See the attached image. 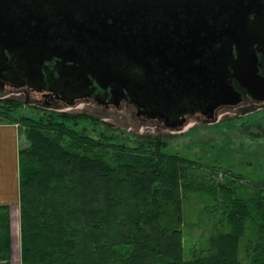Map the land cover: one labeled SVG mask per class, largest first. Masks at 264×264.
I'll return each mask as SVG.
<instances>
[{"label": "trees", "instance_id": "trees-1", "mask_svg": "<svg viewBox=\"0 0 264 264\" xmlns=\"http://www.w3.org/2000/svg\"><path fill=\"white\" fill-rule=\"evenodd\" d=\"M18 107H0V124L18 125L26 140L17 162L21 264H264V182L198 187L201 164L167 152L164 139L55 112L18 117ZM190 195L214 205L205 206L207 244L189 259ZM9 214L0 206V263L12 255Z\"/></svg>", "mask_w": 264, "mask_h": 264}, {"label": "flooded vegetation", "instance_id": "flooded-vegetation-1", "mask_svg": "<svg viewBox=\"0 0 264 264\" xmlns=\"http://www.w3.org/2000/svg\"><path fill=\"white\" fill-rule=\"evenodd\" d=\"M73 1L66 0L68 24L29 41L23 72L12 47L0 43V106L96 120L103 129L124 120L160 137L264 107L233 78L238 39L223 0ZM242 8L250 26L264 24V0ZM230 87L241 96L234 106L225 103Z\"/></svg>", "mask_w": 264, "mask_h": 264}, {"label": "rangeland", "instance_id": "rangeland-1", "mask_svg": "<svg viewBox=\"0 0 264 264\" xmlns=\"http://www.w3.org/2000/svg\"><path fill=\"white\" fill-rule=\"evenodd\" d=\"M2 101L4 100H0V102ZM10 103L11 101L3 102V104ZM18 111L26 116L37 115L26 107L16 109L13 111L14 115H17ZM239 115L242 117L241 120H239ZM239 115H235L234 119L224 120L211 126L207 130L200 128L197 131H186L185 129L181 134L174 131L170 134L165 133L166 135L163 137H160L161 135L158 133H152V130L148 131L144 125L133 126L130 123L131 126L128 125L129 122L124 124L126 123L124 120H108L106 122L109 123L107 128L112 131L123 130L125 133H133L130 136L134 137L164 139L167 144V152L178 154L201 164V172L197 174L196 178L206 182L199 183L198 181V187L205 186L204 184L207 182H213L214 185L229 183L235 186L238 184H259L264 182V107L254 110L248 115ZM1 119H5V115L0 113V121ZM80 126H86L90 135L97 136V131H94L85 122ZM19 131L21 148L26 144V140L23 131ZM129 146L134 147L132 143ZM207 200L205 197V201H201L198 195H190L186 201L185 220L188 224L183 232L185 234L183 246L189 259L192 258V253L198 252L207 244L211 223L207 219L210 214L209 208L207 209L205 206L214 205L213 202L206 203ZM17 234L20 238V230ZM16 244L21 245L19 241ZM20 245L15 246L17 251H20ZM244 264L247 262L245 261Z\"/></svg>", "mask_w": 264, "mask_h": 264}, {"label": "water", "instance_id": "water-1", "mask_svg": "<svg viewBox=\"0 0 264 264\" xmlns=\"http://www.w3.org/2000/svg\"><path fill=\"white\" fill-rule=\"evenodd\" d=\"M225 8L231 16L232 36L237 35V59L233 62V78L248 91L258 102L264 103V77L259 75L258 54L264 56V24L253 23L250 26L248 13L245 14V1L250 6L261 0H228ZM75 5L72 0V4ZM228 6V9H227ZM248 7V6H246ZM14 8V9H12ZM71 8L66 0H0V43L12 47L9 52L11 58L17 55L16 64L20 65V72L27 68L30 62L28 53L31 51L29 41L32 37H39V33L46 27L60 28ZM15 12L19 14L14 15ZM243 33L244 35H242ZM95 34L93 35V37ZM45 40V35L41 36ZM256 46V48H254ZM20 55V56H19ZM228 101L231 106L241 102V96L230 87Z\"/></svg>", "mask_w": 264, "mask_h": 264}, {"label": "crops", "instance_id": "crops-1", "mask_svg": "<svg viewBox=\"0 0 264 264\" xmlns=\"http://www.w3.org/2000/svg\"><path fill=\"white\" fill-rule=\"evenodd\" d=\"M16 124H0V206L9 207L12 255L0 264H21L17 251L20 210H19V168L20 131ZM16 240V241H15ZM16 246V247H15Z\"/></svg>", "mask_w": 264, "mask_h": 264}]
</instances>
